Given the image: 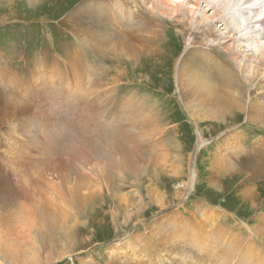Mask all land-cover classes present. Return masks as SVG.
I'll list each match as a JSON object with an SVG mask.
<instances>
[{"label": "rangeland", "instance_id": "rangeland-1", "mask_svg": "<svg viewBox=\"0 0 264 264\" xmlns=\"http://www.w3.org/2000/svg\"><path fill=\"white\" fill-rule=\"evenodd\" d=\"M99 1L111 0H0L2 229L22 198L45 206L41 230L13 225L9 257L0 238V264H264V170L257 173L253 155L264 152L263 122L252 124L235 106L216 108L219 121L196 123L180 97L176 62L203 24L184 26L181 15L152 12V0H128L138 7L134 33L113 3L117 33L140 44L136 59L119 37L108 47L88 41L92 27H106L85 13ZM195 2L190 11L200 10ZM200 7L213 15L204 0ZM150 32L152 49H141ZM91 117L90 133L83 125ZM234 134L238 151L224 147ZM106 149L117 161L104 158ZM40 171L57 187L41 185Z\"/></svg>", "mask_w": 264, "mask_h": 264}, {"label": "bare ground", "instance_id": "bare-ground-1", "mask_svg": "<svg viewBox=\"0 0 264 264\" xmlns=\"http://www.w3.org/2000/svg\"><path fill=\"white\" fill-rule=\"evenodd\" d=\"M167 1H172L174 4V8H169ZM193 1H196V7L200 8L199 11L193 12V9H191L192 11H190L188 4L192 3ZM202 1L203 0H152L151 2L152 12L157 10L158 13H160L161 15H166L169 18H174L181 15L184 17V26L192 25L193 23H195V26L196 24L198 25L197 29H200V25L202 24L204 27V32H202L201 34L198 33L199 35L197 37H194L193 39L189 37V39L186 41L184 56L180 55L179 59L176 62V71L178 75L177 80L179 84L178 87H180L179 91L181 94L180 97L188 104H190L186 105L188 108V110H186L193 115L196 123H200V121H202L203 119V121H205V118H211L212 121H219L221 118L217 115V112L219 113V111L216 112L217 109L221 110V112L224 114L230 113L229 110L236 106V108H239L241 111L248 113V119L252 124L259 126V124H262L261 122H263L264 125V0H204L206 6L210 10H213L212 16H207L206 12L201 10L200 6ZM115 2V5H117L118 7L117 20L119 24L127 27V29L131 32L135 33V31H138L137 27L134 24V17L136 15V9L138 7H133V3L131 4V2H129L128 0L99 1L94 3V5H89V10L86 7L85 13L91 18H102L103 22L105 20L103 26L106 27L103 28L102 32L96 30L95 27H92L91 30L94 34L92 36V39H89L88 41L99 47H108L109 42L111 39H113V37H119L121 42L120 46H123L122 48H130L129 46L133 45L131 46V48L135 50L131 49L132 52L130 56L133 55V58L137 59V55L140 56L141 52L139 48L140 44L130 42L127 33V35L121 32L117 33L115 26H113L112 24L113 21H111L110 18L109 8L113 7V3ZM73 13L74 16H76V9ZM190 13L198 14L199 18L195 16L193 17L194 14L190 16ZM77 15H81V10L77 12ZM215 20L220 21L221 28L223 29L213 24ZM192 28H194V26ZM141 30H143V28H141ZM210 31L215 33V36L210 37L207 34ZM150 34L152 35L151 37H149ZM150 34H142L140 36L141 38L146 39V44H144L141 49L148 48L150 47L148 43L155 42L156 38L153 37L155 36V32H150ZM214 47L218 50L216 54H214L215 52L213 53L212 51V48ZM45 67L43 66L44 69ZM18 74L20 73H10L12 79H14L15 82H19V80L17 79ZM32 75L35 76L34 73H32ZM191 98H193L192 101H190ZM205 103H208V106L209 104H212L213 107H209L208 109H206L204 108ZM251 111V114L253 115L250 114ZM80 123L83 124V122ZM94 124V118L91 117L83 126L85 129H87V132L91 133V131H94L95 129L93 127ZM88 125H90L91 129L88 128ZM233 125V127H235L237 124ZM77 137L76 140L78 142L81 141V143L85 142L87 139V137H84V135L78 138ZM121 138L123 143H127V140L129 141V138L125 137L124 135H122ZM226 139L227 140L223 141L224 147L230 145L234 151L240 150L239 145L241 142L240 137L237 134H234L232 137H227ZM236 142L239 145L236 144ZM123 143L120 142V144ZM123 147L124 145H119L118 151L120 152V156H123ZM106 150H108V152L106 153V156H104V158L109 159L112 162L117 161L113 157L111 151L109 149ZM253 155H255L256 158L255 165L257 169H259L257 173H261V171L264 170L262 165V163L264 164V152L259 151L258 154H256L255 152L253 153ZM12 161L11 163H7L12 165ZM259 163L261 165H259ZM88 170H90L91 174L99 175L101 178H103L102 173H104V171L102 170V172L94 165ZM57 175L59 180H62L60 172ZM39 180L41 185L43 184L45 186H48V189L50 187L51 189L57 187L55 184H53V182L46 179L43 171H40L39 173ZM91 180L92 178L90 175H88L87 177H83L80 181L82 185H80V187L78 185L77 187L79 188H76L81 189L82 186L85 185L84 182H89ZM26 191H23V193L20 195H26ZM11 192H13V188L11 189ZM40 207L32 200L27 201L23 200L22 198L19 203H17L16 212H11V214L15 215L13 220L15 222L12 221L13 225L17 223L16 225H18L20 228L22 227L23 230H41V228H39L36 223L39 221V215L41 214L42 209L45 210V206L41 205ZM7 220L8 223L4 225L7 226V228L3 226L4 229H2V225L5 222L2 223V225L0 224V238L2 236L6 237L4 239L3 246L1 247V251L8 255L7 257H9L10 255H12L10 249V246H12L10 233L12 232L13 225L10 224L8 218ZM160 222L161 221H157L156 223H158L159 225ZM226 259L232 261L233 257L228 256Z\"/></svg>", "mask_w": 264, "mask_h": 264}]
</instances>
